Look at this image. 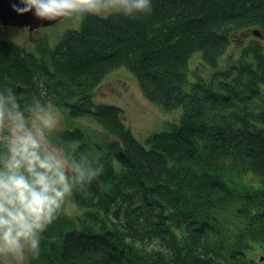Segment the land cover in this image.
Masks as SVG:
<instances>
[{
  "label": "trees",
  "instance_id": "trees-1",
  "mask_svg": "<svg viewBox=\"0 0 264 264\" xmlns=\"http://www.w3.org/2000/svg\"><path fill=\"white\" fill-rule=\"evenodd\" d=\"M152 5L137 19L89 16L35 49L0 37V88L62 111L55 143L101 167L87 196L69 198L81 212L64 205L25 264H264V46L241 45L249 27L264 34V0ZM234 41L241 53L223 63ZM196 51L212 69L191 80ZM121 65L151 102L183 108L148 145L124 108L95 98Z\"/></svg>",
  "mask_w": 264,
  "mask_h": 264
},
{
  "label": "clouds",
  "instance_id": "clouds-1",
  "mask_svg": "<svg viewBox=\"0 0 264 264\" xmlns=\"http://www.w3.org/2000/svg\"><path fill=\"white\" fill-rule=\"evenodd\" d=\"M18 13L40 20L82 22L102 13L137 19L151 14L152 0H21ZM56 110L41 98L21 103L12 88H0V264L38 258L41 240L75 192L88 195L99 158L88 150L57 147Z\"/></svg>",
  "mask_w": 264,
  "mask_h": 264
},
{
  "label": "rangeland",
  "instance_id": "rangeland-1",
  "mask_svg": "<svg viewBox=\"0 0 264 264\" xmlns=\"http://www.w3.org/2000/svg\"><path fill=\"white\" fill-rule=\"evenodd\" d=\"M102 14L108 15V13ZM79 24L80 22L60 20L52 25L42 27L39 33L32 32L30 34L27 27H13V25H3L0 23V37L3 39L15 40L29 49H35L37 38L41 39L44 37L48 39L50 44H55L66 30L78 28ZM256 28V26L247 28L245 33L242 34L243 42L241 45H246L252 40H257L264 46V34L259 33L258 30L256 31ZM30 36H32V38ZM31 39L36 40L34 41ZM240 53L241 50L238 48V44H236L235 41L231 42L227 45L221 61L225 63L229 58L236 59ZM200 56V51H196L190 57L188 74L191 80H194L196 77L195 73H200L201 76L207 78V75L210 74V69H212L211 66L205 63H203V65L199 63L201 61ZM200 65H202L201 69ZM140 87L136 75L125 65H121L113 68L106 74L103 81L95 90V98L98 101L102 100L115 103L124 108V119L126 123L132 128L133 132H135L137 138L145 145H148L145 138L155 130L158 131L166 128L169 122L180 120L183 108L182 106L173 109L162 108L147 99ZM54 109L59 117L57 130L65 129L67 127L65 114L59 111V109ZM84 121L85 123L94 124L93 121L90 122L88 118H84ZM50 140L57 147L64 148L55 143L56 139L53 134ZM65 206V210L68 213H79L82 210L71 203L69 199L66 201ZM81 208L83 207L81 206ZM258 255L259 254H256L255 258H257ZM27 259L28 255H26L25 263H27Z\"/></svg>",
  "mask_w": 264,
  "mask_h": 264
},
{
  "label": "water",
  "instance_id": "water-1",
  "mask_svg": "<svg viewBox=\"0 0 264 264\" xmlns=\"http://www.w3.org/2000/svg\"><path fill=\"white\" fill-rule=\"evenodd\" d=\"M14 5L23 7L21 0H0V22L5 25L27 27L30 34L32 32H40L44 26L52 25L56 22H48L36 18L33 12L18 13L14 10ZM60 21V20H59ZM263 259V257H261Z\"/></svg>",
  "mask_w": 264,
  "mask_h": 264
},
{
  "label": "flooded vegetation",
  "instance_id": "flooded-vegetation-1",
  "mask_svg": "<svg viewBox=\"0 0 264 264\" xmlns=\"http://www.w3.org/2000/svg\"><path fill=\"white\" fill-rule=\"evenodd\" d=\"M36 34V33H35ZM38 39V38H37Z\"/></svg>",
  "mask_w": 264,
  "mask_h": 264
}]
</instances>
